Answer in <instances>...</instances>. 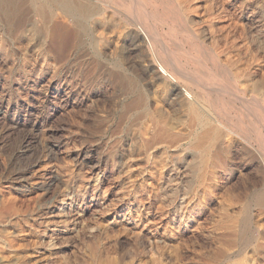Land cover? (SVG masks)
<instances>
[{"label":"rangeland","instance_id":"obj_1","mask_svg":"<svg viewBox=\"0 0 264 264\" xmlns=\"http://www.w3.org/2000/svg\"><path fill=\"white\" fill-rule=\"evenodd\" d=\"M124 1L117 0L120 9L109 22L114 31L107 39L101 37L96 15L75 23L57 10L53 24L59 22L65 31L46 44L45 18L34 15L26 0L4 2L7 12L21 6L29 13L27 32L18 37L8 34L0 18V39L6 38V48L0 49V263L264 264V206L259 197L264 190V0H161L165 5L160 0ZM106 2L83 0L89 7L94 3V13ZM128 7L135 16L127 14ZM135 12L142 14L139 19ZM160 41L167 42L165 48ZM44 49H49L48 64ZM24 57L32 65L24 66ZM148 61L178 78L159 77ZM196 77L200 82L194 84ZM185 91L194 92L189 103ZM211 127L220 135L198 147L197 138Z\"/></svg>","mask_w":264,"mask_h":264},{"label":"bare ground","instance_id":"obj_2","mask_svg":"<svg viewBox=\"0 0 264 264\" xmlns=\"http://www.w3.org/2000/svg\"><path fill=\"white\" fill-rule=\"evenodd\" d=\"M5 1H7V0H0V18L2 19V20H4V23H5V28H6V30H7V32H8V34L9 35H11V36H15V37H18V36H20L21 34H23V33H25V32H27L26 31V28H25V23H26V21H25V19H26V16H28V13L29 12H26L25 11V8H22L21 6L20 7H18V8H16L15 6H14V8L12 9V10H8V12L7 11H5V8H4V2ZM9 1H12V2H14V0H9ZM20 1V0H19ZM27 2H28V5L33 9V12H34V15H37V16H41V17H43V18H45V21H44V26H43V34H44V37H45V44H46V42H50L52 39H53V37L54 38H57L56 36H61V34H62V32L63 31H65L64 30V26L63 25H61V24H59V22H57V23H54L53 24V19H54V17H55V15L57 14L56 13V11L57 10H60L61 11V13H62V16H61V18H63L64 20H65V18H68V19H70V20H72L73 22H78L81 18H91V17H93L94 15H96L97 16V22H98V24L100 25V28H101V37L103 38V39H107V35L109 34H111L112 35V33H113V29H110V25H109V22L112 20V19H114L115 20V18H113L114 16H115V14L116 13H118L119 12V9H118V5H117V0H107V2H106V5L104 6V7H102V10L100 11L99 10V12H96L95 10V12L96 13H94L93 11H92V6L94 5V3L92 4V6H87V5H85L84 3H83V0H82V3L81 2H76V1H74V0H26ZM80 1V0H79ZM86 1V0H85ZM90 1V0H89ZM105 1V0H104ZM121 1V0H120ZM124 1V0H123ZM127 1V0H126ZM143 1V0H142ZM151 1V0H150ZM161 1V0H160ZM212 1V0H211ZM221 1V0H220ZM219 1V2H220ZM92 2V1H91ZM93 2H95V1H93ZM125 2V1H124ZM124 2H123V5H124ZM130 2V1H129ZM162 2V1H161ZM171 2V1H170ZM232 2V1H231ZM17 3H19V2H17ZM22 3V2H21ZM20 3V4H21ZM25 3V2H24ZM99 3V2H98ZM103 3V2H102ZM101 3V4H102ZM133 3V2H132ZM131 3V4H132ZM135 3V2H134ZM151 3V2H150ZM160 3V2H159ZM163 3V2H162ZM215 3V2H214ZM214 3H212L213 5H214ZM218 3V2H217ZM216 3V4H217ZM27 4V3H26ZM118 4H119V2H118ZM137 4V3H136ZM135 4V5H136ZM146 4H147V2H146ZM157 4V3H156ZM164 5H165V3H163ZM9 5V4H8ZM19 5V4H18ZM22 5H23V3H22ZM89 5V4H88ZM119 5H121V4H119ZM134 4L132 5L133 7L135 6ZM152 5V4H151ZM161 5V4H160ZM168 5H169V2H168ZM170 5H171V3H170ZM218 5V4H217ZM216 5V7H218ZM236 5V4H235ZM24 6V5H23ZM27 6V5H26ZM28 6V7H29ZM118 6V7H117ZM149 6V5H148ZM153 6V5H152ZM173 6H174V4H173ZM176 6H178V5H176ZM94 7V6H93ZM122 7V6H121ZM127 7V6H126ZM147 7V6H146ZM155 7V10L157 9L156 7V5L154 6ZM94 8H96V7H94ZM131 8V7H130ZM180 8V7H179ZM219 8H221V7H219ZM9 9V8H8ZM128 10H129V13H127V14H130L131 15V13H132V11H131V9H129V7L127 8ZM127 9H124V10H126V12L128 11ZM136 9V8H135ZM147 9V8H146ZM170 9H171V7H170ZM178 9V8H177ZM214 9H216V8H214ZM123 10V9H122ZM149 10V9H148ZM158 10V9H157ZM167 9L165 8L164 9V11H166ZM173 10V9H172ZM180 10V9H179ZM220 10V9H219ZM219 10H217V11H219ZM27 11H30V10H27ZM130 11H131V13H130ZM134 11H136L137 12V10H134ZM153 11V10H152ZM164 11H162V12H164ZM171 11V10H170ZM186 11V10H185ZM221 11V10H220ZM225 11V10H224ZM32 12V11H31ZM59 12V11H58ZM121 12H123V11H121ZM136 12L134 13V14H136ZM139 12H140V8H139ZM137 13L136 14V17L135 18H137V17H140L141 15H140V13ZM143 11H141V13H142ZM157 12V11H156ZM156 12H154V13H156ZM167 12H168V10H167ZM172 12V11H171ZM182 12V11H181ZM187 12V11H186ZM221 12H223V11H221ZM151 13V12H150ZM160 13V12H159ZM159 13H157V14H159ZM225 13V12H224ZM125 14V13H124ZM144 14V13H143ZM146 14V13H145ZM152 14V13H151ZM162 14H164V13H161V15ZM175 14V13H174ZM176 14H178L179 15V11H178V13H177V11H176ZM215 14V13H214ZM32 15V14H31ZM33 15V16H34ZM126 15V14H125ZM155 15V14H154ZM169 15V14H168ZM181 15V14H180ZM185 15V14H184ZM184 15H182V16H184ZM217 15V14H216ZM220 15V14H219ZM129 16V15H128ZM132 16V15H131ZM133 16H135V15H133ZM132 16V17H133ZM146 16V15H145ZM151 16V15H150ZM156 16V15H155ZM170 16H172L171 14H170ZM174 16V15H173ZM30 17V16H29ZM118 17H120V16H118ZM126 17V16H125ZM152 17V16H151ZM159 17H160V15H159ZM158 17V18H159ZM162 17H163V15H162ZM165 17H167V16H165ZM175 17V16H174ZM173 17V18H174ZM177 17H179V16H177ZM185 17H186V15H185ZM238 17V16H237ZM241 17V16H240ZM31 18V17H30ZM30 18H29V20H30ZM36 18V17H35ZM38 18V17H37ZM43 18H42V20H43ZM117 18V17H116ZM122 18V17H121ZM142 18V17H141ZM147 18V17H146ZM154 19H155V17H153ZM168 18V17H167ZM129 19H130V17H129ZM129 19H125V22H126V25L125 26H127L126 28H127V30H129V32H131V28H129V24H131L130 22H131V20H129ZM133 19V18H132ZM137 19H139V18H137ZM154 19H153V21H154ZM166 19V18H165ZM165 19H163V20H165ZM179 19H182V17H180ZM178 19V20H179ZM186 19V18H185ZM188 19V18H187ZM191 19V18H190ZM214 19V18H213ZM240 19V18H239ZM84 20V19H83ZM88 20V19H87ZM124 20V19H123ZM144 20V19H143ZM156 20H157V17H156ZM167 20V19H166ZM192 20V19H191ZM62 21V20H61ZM91 21V20H90ZM118 21V20H117ZM135 21V20H134ZM138 21V20H137ZM149 21V20H148ZM152 21V22H153ZM158 21H159V19H158ZM175 20H173V22H174ZM181 21V20H180ZM185 21V20H184ZM187 21V20H186ZM193 21V20H192ZM238 21V20H237ZM240 21V20H239ZM28 22V21H27ZM31 22V21H30ZM113 22V21H112ZM121 22V21H120ZM123 22V21H122ZM136 22V21H135ZM140 22V21H139ZM150 22V21H149ZM152 22H150V23H152ZM156 22V21H155ZM160 22H162V20H160ZM176 22H178V21H176ZM182 22V21H181ZM212 22V21H211ZM234 22H235V20H234ZM241 22V21H240ZM3 23V24H4ZM69 23H71L70 21H69ZM91 23V22H90ZM118 23V22H117ZM138 22H136V24H137ZM154 23V22H153ZM159 23V22H158ZM175 23V22H174ZM237 24H238V22H236ZM28 24H30V23H28ZM78 24H80V23H78ZM93 24V23H92ZM115 24V23H114ZM145 24H147V21L145 22ZM156 24V23H155ZM163 24V23H162ZM166 24H168V23H164V25H166ZM181 24H183V25H185L184 23H181ZM235 24V23H234ZM241 23H239L238 25H240ZM99 25H97V26H99ZM121 25V24H120ZM133 25V24H132ZM150 24L148 23V26H149ZM152 25V24H151ZM171 25V24H170ZM174 25V24H173ZM78 26H81V24L80 25H78ZM94 26V25H93ZM122 26V25H121ZM148 26H147V29L149 30V29H151V28H154V30L155 29H157L156 28V25L154 26V25H152V27L151 28H148ZM154 26V27H153ZM169 26V25H168ZM187 26V25H186ZM186 26H183V27H186ZM189 26V25H188ZM4 26H2V28H3ZM82 27V26H81ZM96 27V26H95ZM115 27V26H114ZM118 27V26H117ZM137 27V26H136ZM162 27H164V26H162ZM173 27V26H172ZM175 27V26H174ZM190 27V26H189ZM212 27V26H211ZM170 28H171V26H170ZM67 29V28H66ZM146 29V30H147ZM166 29V28H165ZM171 29H173L174 30V28H171ZM176 29V28H175ZM186 29H188V28H186ZM190 29V28H189ZM192 30H194L193 28H191ZM190 29V30H191ZM68 30V29H67ZM73 30H74V27H73ZM95 30H97V29H95ZM123 30V29H122ZM145 30V29H144ZM153 30V29H152ZM158 30V29H157ZM172 30V32L173 33H175L174 31ZM180 30H181V27H180ZM197 30V29H196ZM121 31V30H120ZM119 31V32H120ZM126 31V30H125ZM134 31V30H133ZM162 31V30H161ZM167 31V30H166ZM170 31V29L168 30V32ZM177 31V30H176ZM182 32H183V30H181ZM187 31V30H186ZM2 32V31H1ZM98 32V31H97ZM116 32V31H115ZM118 32V31H117ZM118 32V33H119ZM144 32V31H143ZM149 32H151V31H149ZM149 32H147V31H145V33L144 34H152V33H149ZM155 32H157V31H155ZM163 32V31H162ZM165 32V31H164ZM168 32H165V34H167ZM177 32H179V31H177ZM199 32V31H198ZM210 32H212L213 33V31L211 30ZM64 33V32H63ZM170 33V32H169ZM180 33V32H179ZM188 33H189V31H188ZM191 33V32H190ZM197 33V32H196ZM116 34V33H115ZM120 34V33H119ZM131 34V33H130ZM157 34V33H156ZM172 34V33H171ZM170 34V35H171ZM176 34V33H175ZM174 34V35H175ZM5 35V34H4ZM8 35V36H9ZM97 35H98V33H97ZM108 35V36H109ZM118 35V34H117ZM129 35V34H128ZM148 35V36H149ZM158 35V34H157ZM163 35H164V33H163ZM168 35V34H167ZM180 35V34H179ZM1 36H2V34H1ZM6 36H7V34H6ZM22 36V35H21ZM96 36V35H95ZM132 36V35H131ZM141 36V35H140ZM147 36V35H146ZM155 35L153 34V37H154ZM166 36V35H165ZM178 36V35H177ZM112 37H114V36H112ZM123 37H124V35H123ZM149 37H151V35L149 36ZM156 37H158V36H156ZM156 37L155 38H153V40L154 39H156ZM160 37V36H159ZM168 37V36H167ZM181 37V36H180ZM179 37V38H180ZM192 37H193V35H192ZM212 37V36H211ZM14 38V37H13ZM12 38V39H13ZM101 38V39H102ZM115 38V37H114ZM113 38V39H114ZM119 38V37H118ZM129 38V37H128ZM136 38V37H135ZM147 38V37H146ZM173 38V37H172ZM181 38H183V37H181ZM206 38V37H205ZM6 39V38H5ZM5 39L4 38H1L0 39V49H4V48H6L5 47ZM18 39H20V38H18ZM58 39V38H57ZM100 39V40H101ZM109 39V38H108ZM116 39H117V37H116ZM120 39V38H119ZM130 39V38H129ZM147 39H149V38H147ZM171 39V38H170ZM187 39V38H186ZM196 39V38H195ZM198 39H200V38H198ZM214 39V38H213ZM14 40V39H13ZM54 40V39H53ZM52 40V41H53ZM99 40V39H98ZM124 40V39H123ZM141 40V39H140ZM166 41V39H164L163 38V41ZM175 40V39H174ZM178 41H179V39H177ZM184 40H185V38H184ZM191 40V39H190ZM189 40V41H190ZM7 41V40H6ZM115 41V40H114ZM151 41V40H150ZM176 41V40H175ZM212 41V40H211ZM215 41V40H214ZM108 42H109V40H108ZM116 42V41H115ZM127 42V41H126ZM131 42H132V40H131ZM130 42V43H131ZM152 42V41H151ZM151 42H149V43H151ZM155 42H157V41H155ZM171 42V41H170ZM180 42H181V40H180ZM188 42V41H187ZM187 42H186V45H187ZM198 42V41H197ZM200 42V41H199ZM207 42V41H206ZM205 42V44L207 45V43ZM119 43V42H118ZM148 43V44H149ZM161 43H162V45H163V47L165 48V46H166V44L165 43H167V42H161L160 41V45H161ZM165 44V46H164V44ZM182 43V42H181ZM180 43V44H181ZM191 43V42H190ZM193 43H194V41H193ZM204 43V42H203ZM212 43H214V42H212ZM111 44V43H110ZM109 44V45H110ZM113 44V43H112ZM156 44H158V43H156ZM155 43H154V45H156ZM183 44V43H182ZM198 45H199V43H197ZM116 45V44H115ZM184 45V44H183ZM189 45V44H188ZM9 46V45H8ZM47 46V45H46ZM190 46V45H189ZM194 47H195V45H193ZM201 46V45H200ZM204 46V45H203ZM213 46V45H212ZM105 47H108V46H105ZM113 47V46H112ZM155 47V46H154ZM160 47V46H159ZM192 47V46H191ZM190 47V48H191ZM197 47H199V46H197ZM206 47V46H205ZM217 47V46H216ZM45 48V47H44ZM48 48V47H47ZM58 48H59V46H58ZM153 48V47H152ZM155 48H158V47H155ZM119 49V48H118ZM159 49H161V48H159ZM193 49H195V51H196V48H193ZM199 49H201V47H199ZM202 49H204L203 47H202ZM49 50V49H48ZM47 49H44V57H45V62H46V64H48V63H50V62H48V59H49V51H48ZM111 50V49H110ZM131 50V49H130ZM133 50V49H132ZM151 50V49H150ZM165 50H167V48L165 49ZM205 50V49H204ZM2 51V50H1ZM4 51V50H3ZM128 51H129V49H128ZM156 51V50H155ZM161 51V50H160ZM168 51V50H167ZM144 52V51H143ZM153 52V51H152ZM170 52V51H169ZM192 52V51H191ZM203 52V51H202ZM214 52V51H213ZM106 54V52L105 51H103V54ZM110 53H112V51H110ZM154 53V52H153ZM162 53H164L163 51H162ZM166 54H167V52H165ZM197 53H199L198 51H197ZM101 54V53H100ZM108 54V53H107ZM106 54V55H107ZM145 54V53H144ZM166 54H164V56L166 55ZM216 54V53H215ZM109 55V54H108ZM143 55V54H142ZM153 55V54H152ZM201 55V54H200ZM204 55H206V54H204ZM136 56V55H135ZM145 56V55H144ZM147 56V55H146ZM157 56H159L158 54H157ZM170 57H171V55H169ZM176 56V55H175ZM195 56V55H194ZM198 56H199V54H198ZM206 56H209V55H206ZM205 56V57H206ZM1 57V56H0ZM28 57V56H27ZM26 57V58H27ZM110 57V56H109ZM131 57H132V55H131ZM143 57V56H142ZM148 57V56H147ZM162 57V56H161ZM200 57V56H199ZM218 57V56H217ZM220 57V56H219ZM130 58V57H129ZM139 58V57H138ZM176 58H177V56H176ZM207 58V57H206ZM209 58V57H208ZM211 58H212V56H211ZM210 58V59H211ZM24 59V66H26V65H32L31 64V62H30V60L28 61L27 59H25V57L23 58ZM42 59V58H41ZM51 59V58H50ZM148 59V58H147ZM165 59V58H164ZM167 59H169V58H167ZM172 59H174V57L173 58H171V62L172 61H174V60H172ZM228 59H230V58H228ZM232 59V58H231ZM13 60V59H12ZM170 60V59H169ZM169 60H167V61H169ZM177 59H175V61H176ZM199 60V59H198ZM206 60V59H205ZM207 60H209V59H207ZM207 60H206V62H207ZM212 60V59H211ZM210 60V61H211ZM213 60H215V59H213ZM216 60H219V58L218 59H216ZM35 61H36V59H35ZM145 61V60H144ZM154 61H155V58H154ZM232 61V60H231ZM237 61V60H236ZM243 61V60H242ZM136 62V61H135ZM140 62H141V60H140ZM149 62V63H148ZM147 63H148V65L149 66H151V70L152 71H154V74H156V75H158L159 77L160 76H163V75H166V76H168V77H171L173 80H175V79H177L178 77H176L175 79H174V76L173 75H171L169 72H168V70L166 69V68H164V67H161V69L159 70V68L157 69V68H155L154 66H153V63L151 62V61H148ZM162 62H163V60H162ZM171 62L169 63V64H171ZM213 62V61H212ZM219 62V61H218ZM222 62V61H221ZM228 62V61H227ZM239 62V61H238ZM134 63V62H133ZM138 63V62H137ZM136 63V64H137ZM168 63V62H167ZM174 63V62H173ZM177 63V62H176ZM180 63V62H179ZM205 63V62H204ZM232 63H235L234 61L232 62ZM231 62H230V64H232ZM242 63V62H241ZM245 63V62H244ZM243 63V64H244ZM2 64V63H1ZM9 64V63H8ZM34 64V63H33ZM36 64V63H35ZM34 64V65H35ZM143 64V63H142ZM156 64V63H155ZM163 64V63H162ZM175 64V63H174ZM173 64V65H174ZM199 64H203V62H201L200 63V61H199ZM216 64V63H215ZM220 64V63H219ZM222 64V63H221ZM10 65V64H9ZM44 65V64H43ZM138 65H140V64H138ZM158 65V64H157ZM165 65V64H164ZM182 65H184V62H183V64ZM181 65V66H182ZM210 65H212V64H210ZM214 65V64H213ZM217 65V64H216ZM216 65H214V67L216 66ZM145 66V65H144ZM159 66V65H158ZM168 66V65H167ZM170 67L172 66V65H169ZM175 66V65H174ZM181 66H179V67H181ZM202 66H204V65H202ZM229 66V65H228ZM245 66V65H244ZM10 67H12V65L10 66ZM34 67V66H33ZM38 67V66H37ZM142 67V66H141ZM145 67H147V66H145ZM160 67V66H159ZM166 67V66H165ZM173 67V66H172ZM171 67V68H172ZM177 67V66H176ZM176 67L174 68V70L176 69ZM207 67V66H206ZM220 67H222V66H220ZM225 67V66H224ZM248 67H250V65L248 64ZM2 68V67H1ZM147 68H149V67H147ZM202 68V67H201ZM208 68V67H207ZM229 68V67H228ZM231 68V67H230ZM235 68V67H234ZM240 68H241V66H240ZM243 68H245V67H242V69ZM27 69V68H26ZM25 69V70H26ZM142 69V68H141ZM173 69V68H172ZM179 69V68H178ZM178 69H176V71L178 70ZM181 69H182V67L180 68V71H181ZM185 68H183V70H184ZM210 69V68H209ZM218 69V68H217ZM236 69V68H235ZM237 69H239V68H237ZM9 70V69H8ZM20 70H21V68H20ZM32 70V69H31ZM34 70H35V68H34ZM146 70V69H145ZM192 70V69H191ZM198 70V69H197ZM203 70H205V69H203ZM221 70V69H220ZM223 70H225V69H223ZM231 70V69H230ZM12 71V70H11ZM143 71H144V68H143ZM180 71L178 72V73H180ZM185 71H186V69H185ZM210 71H212V69H210ZM244 71V70H243ZM23 72V71H22ZM198 72V71H197ZM206 72H208L207 70H206ZM226 72V71H225ZM253 72V71H252ZM171 73H172V70H171ZM176 73L177 72H175L174 74L176 75ZM182 73H183V75L185 74L183 71H182ZM196 73V72H195ZM194 73V75H198V74H195ZM199 73H200V71H199ZM222 73V72H221ZM251 73V72H250ZM173 74V73H172ZM205 74V73H204ZM213 74V73H212ZM225 74V73H224ZM235 74V73H234ZM236 74H238V73H236ZM241 74H243V73H241ZM240 74V75H241ZM26 75V74H25ZM179 75V74H178ZM182 75V76H183ZM187 76H188V74H186ZM186 75H184L185 77H187ZM191 75V74H190ZM193 75V74H192ZM194 75H193V77H194ZM200 75V74H199ZM218 75V74H217ZM231 75V74H230ZM247 75V74H246ZM251 75V74H250ZM253 75V74H252ZM252 75L250 76V77H252ZM4 76V75H3ZM150 76V75H149ZM181 76V75H180ZM201 76H202V74H201ZM203 77V76H202ZM209 77V76H208ZM216 77V76H215ZM223 77V76H222ZM226 77H228V76H226ZM234 77V76H233ZM21 78V77H20ZM182 78V77H181ZM190 78V76H188V79ZM199 78H201V77H199ZM198 78V81H197V77H196V79H195V82H193L194 84L196 83V81L197 82H200L199 79ZM213 78V77H212ZM212 78H209V79H211L212 80ZM218 78H219V76H218ZM217 78V79H218ZM237 78H239V77H237ZM27 79V78H26ZM165 79V78H164ZM184 79V78H183ZM187 79V80H188ZM240 79V78H239ZM249 79V78H248ZM15 80V79H14ZM186 80V81H187ZM190 80V79H189ZM218 80H221L220 78L218 79ZM230 80V79H229ZM231 80H233V79H231ZM235 80V79H234ZM241 80H242V78H241ZM245 80V79H244ZM3 81V80H2ZM204 81V80H203ZM207 81H209L208 79H207ZM226 81H227V78H226ZM169 82V81H168ZM180 82V81H179ZM178 82V83H179ZM188 82V81H187ZM187 82H186V84H187ZM205 82H206V80H205ZM213 82V81H212ZM212 82H211V84H212ZM214 82H215V80H214ZM214 82H213V85H215V87H216V85L217 84H214ZM220 82V81H219ZM221 82H222V80H221ZM224 82V81H223ZM234 82V81H233ZM238 82V81H237ZM248 82H249V80H248ZM20 83V82H19ZM173 83V82H172ZM177 83V84H178ZM190 83V82H189ZM192 83V82H191ZM192 83V84H193ZM208 83H210V81L208 82ZM236 82H234V84H235ZM254 82H253V80H252V84H253ZM12 84V83H11ZM191 84V85H192ZM206 84V83H205ZM224 86H225V84L224 83H222ZM231 84H233V83H231ZM251 84V85H252ZM255 85H256V83H254ZM258 84V83H257ZM263 84V83H262ZM6 85V84H5ZM203 85V84H202ZM212 85V86H213ZM236 85V84H235ZM238 85V84H237ZM236 85V86H237ZM241 85V84H240ZM245 85H246V82H245ZM4 86V85H3ZM177 86V85H176ZM175 86V87H176ZM194 86V85H193ZM204 86H206L207 87V84L206 85H204ZM226 86H227V84H226ZM233 86V85H232ZM239 86V85H238ZM264 86V85H263ZM179 87V86H178ZM178 87H177V89H178ZM187 87H188V85H187ZM195 87V86H194ZM249 87H251V86H249ZM259 87V86H258ZM17 88V87H16ZM201 88V87H200ZM205 88V87H204ZM208 88V87H207ZM228 88H230V87H228ZM240 88V87H239ZM242 88V87H241ZM245 88V87H244ZM253 88V87H252ZM180 89V88H179ZM178 89V90H179ZM212 89V88H211ZM219 89V88H218ZM260 89H262V87H260ZM173 90H174V88H173ZM186 90V89H185ZM200 90V89H199ZM236 90V89H235ZM251 90V89H250ZM177 91V90H176ZM205 91V90H204ZM206 91H208V89L206 90ZM214 91V90H213ZM229 91V90H228ZM237 91V90H236ZM240 91H242V90H240ZM252 91V90H251ZM250 91V92H251ZM171 92V91H170ZM198 92V91H197ZM209 92V91H208ZM222 92V95H223V93H225V92H223V91H221ZM243 92V91H242ZM249 92V91H248ZM178 93V92H177ZM181 93V92H180ZM201 93V92H200ZM204 93H206V92H204ZM212 93V92H211ZM214 93H215V91H214ZM239 92H236V95L238 96L239 94H238ZM241 93V92H240ZM254 93H255V91H254ZM253 93V94H254ZM259 93V92H258ZM182 94V93H181ZM185 103H186V101L188 102L189 100H191L192 101V99H194V92L192 93V92H190V91H188L187 93H186V91H185ZM199 94V93H198ZM229 94H232V92L231 93H229ZM228 94V95H229ZM247 94V93H246ZM177 95V94H176ZM209 95V94H208ZM219 95H221V94H219ZM241 95V94H240ZM245 95V94H244ZM256 95H258V94H256ZM255 95V96H256ZM184 96V95H183ZM198 96H200V95H198ZM252 96H254V95H252ZM204 97H205V95H204ZM217 97H218V95H217ZM235 97V96H234ZM240 96H238V98H239ZM242 97H244V96H242ZM248 97V96H247ZM246 97V98H247ZM250 97V96H249ZM182 98V97H181ZM203 98V97H202ZM206 98V97H205ZM205 98H204V100H205ZM210 98H211V96H210ZM219 98V97H218ZM245 98V97H244ZM245 98V99H246ZM138 99V98H137ZM184 99V98H183ZM209 99V98H208ZM221 99V98H220ZM229 99V98H228ZM247 99H249V98H247ZM136 100V99H135ZM197 100V99H196ZM214 99H212V101H213ZM240 100V102L241 103H243L242 101V98L241 99H239ZM250 100V99H249ZM248 100V101H249ZM182 101H184V100H182ZM216 101V100H215ZM219 101V100H218ZM143 102V101H142ZM190 102V101H189ZM188 102V103H189ZM195 102V101H194ZM196 102H198V101H196ZM234 101H232V103H233ZM254 102H256V101H254ZM262 102V101H261ZM135 103H137V102H135ZM193 103V102H192ZM212 103V102H211ZM214 103V102H213ZM212 103V104H213ZM221 102H219V104H220ZM229 103V102H228ZM231 103V104H232ZM143 104V103H142ZM182 104H183V102H182ZM209 104V103H208ZM211 104V105H212ZM244 104H245V102H244ZM247 104V103H246ZM246 104H245V106L244 107H246ZM264 104V103H263ZM138 105V104H137ZM190 105V104H189ZM233 105V104H232ZM133 106H134V104H133ZM144 106V105H143ZM146 106V105H145ZM147 106H148V104H147ZM192 106H194V105H192ZM221 106V105H220ZM219 106V107H220ZM234 106V108H235V105H233ZM141 107V106H140ZM215 107V106H214ZM223 107H224V105H223ZM239 107H240V105H239ZM255 107V106H254ZM253 107V105H252V109L254 108ZM249 109H250V107H248ZM135 109V108H134ZM139 109V108H138ZM217 109V108H216ZM229 109V108H228ZM231 109V108H230ZM229 109V110H230ZM255 109V108H254ZM132 110H133V108H132ZM137 110V109H136ZM140 110V109H139ZM218 110V109H217ZM227 110V109H226ZM239 110V109H238ZM238 110H237V113H239L238 112ZM246 110H248V109H246L245 108V111ZM251 110V109H250ZM249 110V112H251ZM135 111V110H134ZM147 111V110H146ZM194 111V110H193ZM198 111V110H197ZM214 111V110H213ZM228 111V110H227ZM240 111V110H239ZM241 111H244L243 109L241 110ZM253 111V110H252ZM137 112V111H136ZM141 111H139V113H140ZM143 112V111H142ZM148 112H150V111H148ZM190 112H192L191 110H190ZM230 112V111H229ZM153 113V112H152ZM195 113V112H194ZM193 113V114H194ZM199 113V112H198ZM197 113V114H198ZM223 113V112H222ZM235 113V112H234ZM247 113V112H246ZM137 114V113H136ZM135 114V115H136ZM142 114H144V113H142ZM149 114V113H148ZM192 114V113H191ZM196 114V113H195ZM197 114H196V116H197ZM214 114V113H213ZM226 114V113H225ZM232 114V113H231ZM240 114H242V112L240 113ZM3 115V114H2ZM200 114H198V116H199ZM220 115V114H219ZM233 115V114H232ZM245 115V114H244ZM138 116V115H137ZM136 116V117H137ZM143 116V115H142ZM157 116V115H156ZM229 116H230V114H229ZM240 116H242V115H240ZM246 116V115H245ZM244 116V117H245ZM250 116V115H249ZM195 117V116H194ZM203 117V116H202ZM202 117H200V118H202ZM222 117V119H223V116H221ZM225 117V116H224ZM228 117V116H227ZM233 117V116H232ZM243 117V116H242ZM150 118V117H149ZM193 118V117H192ZM198 118V117H197ZM197 118H195L196 120H197ZM200 118H198V119H200ZM215 118V117H214ZM240 118V117H239ZM238 118V119H239ZM246 118V117H245ZM251 118V117H250ZM135 119V118H134ZM141 119H142V117H141ZM156 119V118H155ZM226 119V118H225ZM241 119V118H240ZM211 120V119H210ZM214 120V119H213ZM218 120V119H217ZM234 120V119H233ZM251 120H252V118H251ZM142 121V120H141ZM193 121V120H192ZM220 121H221V119H220ZM239 121V120H238ZM241 121V120H240ZM145 122V121H144ZM154 122V121H153ZM210 122V121H209ZM219 122V121H218ZM227 122V121H226ZM241 122H243V121H241ZM247 122H248V120H247ZM221 123V122H220ZM228 124L229 123H231V122H229V120H228V122H227ZM240 123V122H239ZM249 123V122H248ZM37 124V123H36ZM142 124V123H141ZM155 124V123H154ZM157 124H158V122H157ZM160 124V123H159ZM214 124V123H213ZM236 124H237V122H236ZM242 124V123H241ZM215 125V124H214ZM224 125V124H223ZM243 125V124H242ZM246 124H244V128H246V126H245ZM41 126V125H40ZM217 126V125H216ZM218 126H220V124L218 125ZM239 126V125H238ZM154 127V126H153ZM195 127V126H194ZM231 127V126H230ZM160 128V127H159ZM223 128V127H222ZM232 128V127H231ZM240 128V127H239ZM241 128H242V126H241ZM219 129V128H218ZM226 129V128H225ZM225 129H223V130H225ZM154 130V129H153ZM160 130V129H159ZM167 130V129H166ZM222 130V129H221ZM220 130V131H221ZM228 130H229V128H228ZM227 130V131H228ZM240 130V129H239ZM242 130V129H241ZM246 130V129H245ZM245 130H243V131H245ZM38 131H40V130H38ZM232 131V130H231ZM158 132V131H157ZM167 132V131H166ZM165 132V133H166ZM172 132V131H171ZM246 132V131H245ZM248 132V131H247ZM170 133V132H169ZM201 133V132H200ZM156 134V133H155ZM171 134V133H170ZM225 134V133H224ZM246 133H244V135H245ZM165 135V134H164ZM168 135V134H167ZM220 135V133H219V131L217 130V128H215V127H211L210 129H207V130H205V132H203V133H201L200 135H199V137L197 138V142H195L196 143V145H199L198 147H200V146H204L205 144H206V142H207V139H209L210 137H211V139L212 138H215L214 140H216V138L218 137ZM234 135V134H233ZM171 136V135H170ZM240 136V135H239ZM153 137V136H152ZM155 137V136H154ZM164 137V136H163ZM162 137V138H163ZM196 137H197V135H196ZM241 137V136H240ZM159 138H161V137H159ZM165 138H166V135H165ZM164 138V139H165ZM171 138V137H170ZM221 138V137H220ZM220 138H218V140L220 139ZM153 139V138H152ZM193 139H195V138H193ZM225 139V138H224ZM233 139V138H232ZM244 139V138H243ZM221 140V139H220ZM194 141V140H193ZM192 141V145H193V147H196V146H194V142ZM212 141V140H211ZM222 141V140H221ZM264 141V140H263ZM210 142V141H209ZM215 142H217V141H215ZM223 142H224V140H223ZM226 142V141H225ZM194 143V144H193ZM232 143V142H231ZM227 144V143H226ZM207 145H208V143H207ZM206 145V146H207ZM212 145H213V143H212ZM223 145V144H222ZM213 146H215V145H213ZM221 146V145H220ZM207 147H209V146H207ZM229 147V146H228ZM231 147V146H230ZM203 148V147H202ZM204 148H205V146H204ZM212 147H210V149H211ZM216 148V147H215ZM22 149V148H21ZM83 149V148H82ZM208 149V148H207ZM203 150V149H202ZM222 150V149H221ZM229 150H231V149H229ZM19 151V150H18ZM205 151V150H204ZM207 151V150H206ZM205 151V152H206ZM209 151V150H208ZM215 151V150H214ZM24 152V151H23ZM86 152V151H85ZM217 152V151H216ZM220 152V151H219ZM229 152V151H228ZM212 153V152H211ZM224 153V152H223ZM24 154V153H23ZM218 154V153H217ZM221 154V153H220ZM229 154V153H228ZM214 155H216V154H214ZM225 156V155H224ZM228 157H229V155H227ZM204 157V156H203ZM213 157V156H212ZM207 158V157H206ZM22 159V158H21ZM212 159V158H211ZM217 159V158H216ZM227 160V159H226ZM209 161V160H208ZM102 162V161H101ZM97 163V162H96ZM206 163V162H205ZM35 164V163H34ZM95 164V163H94ZM209 165V164H208ZM206 166V165H205ZM29 167V166H28ZM214 168V167H213ZM29 171V170H28ZM31 171V170H30ZM214 174V173H213ZM211 175H212V173H211ZM57 177V176H56ZM53 178V177H52ZM54 179V178H53ZM51 180V179H50ZM212 181V180H211ZM52 182V181H51ZM214 182H215V180H214ZM47 184V183H46ZM44 185V184H43ZM212 185V184H211ZM47 188V187H46ZM256 188V187H255ZM262 189V188H261ZM264 189V188H263ZM260 190V189H259ZM259 190H258V192H259ZM250 191V190H249ZM96 192V191H95ZM246 192V191H245ZM255 192V191H254ZM260 193V192H259ZM84 194V193H83ZM255 194V193H254ZM97 196V195H96ZM14 197V196H13ZM258 197V196H257ZM260 202H261V204H262V206H264V190H262V192L260 193ZM22 198V197H21ZM247 198V197H246ZM255 199V198H254ZM17 201V200H16ZM254 201V200H253ZM12 202V201H11ZM245 202V201H244ZM246 202H247V199H246ZM256 203H257V201H255ZM9 203V202H8ZM182 203V202H181ZM247 204V203H246ZM51 205V204H50ZM251 205V204H250ZM6 206V205H5ZM17 206V205H16ZM43 206V205H42ZM179 206V205H178ZM247 206V205H246ZM176 207V206H175ZM184 207V206H183ZM251 207V206H250ZM258 207V206H257ZM244 208V207H243ZM247 208V207H246ZM245 208V209H246ZM256 208V207H255ZM3 209V208H2ZM15 209V208H14ZM41 209V208H40ZM60 209V208H59ZM58 209V210H59ZM9 210V209H8ZM46 210V209H45ZM264 210V209H263ZM7 211V210H6ZM48 211H49V209H48ZM65 211V210H64ZM70 211V210H69ZM5 212V211H4ZM10 212V211H9ZM8 212V213H9ZM65 213V212H64ZM72 213V212H71ZM257 212H255V214H256ZM11 214V213H10ZM74 214V213H73ZM39 215V214H38ZM65 215V214H64ZM233 215V214H232ZM42 216V215H41ZM46 216V215H45ZM53 216V215H52ZM251 216V215H250ZM258 216H259V214H258ZM262 216H263V214H262ZM4 217V216H3ZM11 217V216H10ZM40 217V216H39ZM49 217V216H48ZM69 217H70V215H69ZM235 217H236V215H235ZM255 217V216H254ZM257 217V216H256ZM51 218V217H50ZM71 218V217H70ZM246 218V217H245ZM2 219V218H1ZM13 219V218H12ZM55 219V218H54ZM60 219V218H59ZM80 219V218H79ZM238 219V218H237ZM262 219V218H261ZM4 220V219H3ZM49 220V219H48ZM51 220H53V219H51ZM56 220V219H55ZM61 220V219H60ZM71 220V219H70ZM232 220V219H231ZM231 220H229L228 219V221H231ZM239 220V219H238ZM252 220V219H251ZM54 221V220H53ZM12 222V221H11ZM39 222V221H38ZM127 222V221H126ZM239 222V221H238ZM248 222V221H247ZM255 222H256V220H255ZM43 223V222H42ZM58 223V222H57ZM230 223V222H229ZM241 223V222H240ZM243 223V222H242ZM250 223V222H249ZM257 223V222H256ZM46 224V223H45ZM61 224V223H60ZM80 224V223H79ZM138 224V223H137ZM234 224V223H233ZM253 224V223H252ZM229 225V224H228ZM235 225H237V224H235ZM261 225V224H260ZM57 226V225H56ZM64 226V225H63ZM77 226H78V224H77ZM76 226V227H77ZM127 226V225H126ZM138 226H140V225H138ZM137 226V227H138ZM231 226H234V225H231ZM238 226H240V224L238 225ZM264 226V225H263ZM116 227V226H115ZM130 228V226H127V228ZM134 227V226H133ZM236 227V226H235ZM246 227H247V225H246ZM245 227V228H246ZM62 228V227H61ZM69 228V227H68ZM75 228V227H74ZM81 228V227H80ZM111 228V227H110ZM114 228V227H113ZM126 228V227H125ZM128 228V229H129ZM132 228V227H131ZM226 228V227H225ZM229 229H230V226L228 227ZM227 228V229H228ZM233 228V227H232ZM239 228H241V227H239ZM243 228V227H242ZM248 228L250 229V225L248 226ZM264 228V227H263ZM262 228V229H263ZM66 229V228H65ZM88 230V229H87ZM89 230H90V228H89ZM93 230V229H92ZM95 230V229H94ZM112 230V229H111ZM138 230V229H137ZM234 230V229H233ZM243 230V229H242ZM83 231V230H82ZM133 231V230H132ZM140 231V230H139ZM240 231V230H239ZM140 232H142V231H140ZM227 232V231H226ZM225 232V233H226ZM246 232V231H245ZM47 233V232H46ZM260 233V232H259ZM263 233V232H262ZM56 233H54V235H55ZM75 234V233H74ZM82 234V233H81ZM94 234H96L95 232H94ZM93 234V235H94ZM224 234V233H223ZM49 235V234H48ZM69 235H70V233H69ZM98 235V234H97ZM219 235V234H218ZM217 235V236H218ZM226 235V234H225ZM228 235V234H227ZM245 235V234H244ZM51 236V235H50ZM234 236V235H233ZM248 236V235H247ZM56 237V236H55ZM59 237H60V235H59ZM70 237H72V236H70ZM99 237V236H98ZM206 237H208V236H206ZM211 237V236H210ZM224 237V236H223ZM226 237V236H225ZM241 237V236H240ZM244 237V236H243ZM250 237V236H249ZM65 238H67V237H65ZM79 238V237H78ZM84 238V237H83ZM93 238V237H92ZM96 238V237H95ZM188 238V237H187ZM190 238V237H189ZM213 238V237H212ZM238 238V237H237ZM261 238H264V233L262 234V236H261ZM73 239V238H72ZM75 239V238H74ZM85 239H87V238H85ZM98 239V238H97ZM234 239V238H233ZM239 239H241V238H239ZM63 240V239H62ZM82 240V239H81ZM138 240V239H137ZM185 240V239H184ZM197 240V239H196ZM206 240H207V238H206ZM211 240V239H210ZM209 240V241H210ZM235 240H236V237H235ZM248 240H249V238H248ZM251 240V239H250ZM250 240H249V243H250ZM257 240V239H256ZM264 240V239H263ZM52 241V240H51ZM55 241V240H54ZM98 241V240H97ZM208 241V240H207ZM56 242V241H55ZM60 242V241H59ZM74 242V241H73ZM115 242H117L116 240H115ZM189 242V241H188ZM196 242V241H195ZM195 242H193V243H195ZM198 242V241H197ZM196 242V243H197ZM205 243H206V241H204ZM256 242V241H255ZM62 243V242H61ZM67 243H68V241H67ZM187 243V242H186ZM208 243V242H207ZM213 243V242H212ZM211 243V244H212ZM235 243V242H234ZM248 243V244H249ZM252 243V242H251ZM258 243V242H257ZM56 244V243H55ZM184 244V243H183ZM192 244V243H191ZM190 244V245H191ZM201 244V243H200ZM226 244H228V242H226ZM237 244V243H236ZM246 244V243H245ZM247 244V245H248ZM253 244V243H252ZM58 245V244H57ZM188 245V244H187ZM195 245V244H194ZM213 245V244H212ZM51 246V245H50ZM196 246V245H195ZM204 246V245H203ZM228 245H226L225 247H227ZM255 246H256V244H255ZM54 247V246H53ZM135 247V246H134ZM133 247V248H134ZM189 247V246H188ZM194 247V246H193ZM198 246H196V248H197ZM214 247V246H213ZM212 247V248H213ZM230 247V246H229ZM248 247V246H247ZM258 247V246H257ZM139 248V247H138ZM180 248H182V245H181V247ZM179 248V249H180ZM195 248V247H194ZM195 248V249H196ZM208 248V247H207ZM211 248V247H210ZM209 248V249H210ZM215 248V247H214ZM217 248V247H216ZM240 248V247H239ZM238 248V249H239ZM205 249V247L203 248V250ZM219 249V248H218ZM253 249H255V248H253ZM123 250V249H122ZM125 250V249H124ZM137 250V249H136ZM182 250V249H181ZM225 250V249H224ZM226 250H227V248H226ZM245 250V249H244ZM243 250V251H244ZM94 251V250H93ZM98 251V250H97ZM121 251V250H120ZM126 251V250H125ZM128 251V250H127ZM176 251H177V249H176ZM175 251V252H176ZM179 251V250H178ZM206 251H208V250H206ZM214 251V250H213ZM228 251V250H227ZM239 251V250H238ZM247 251V250H246ZM245 251V252H246ZM263 251H264V249H263ZM116 252V251H115ZM118 252V251H117ZM116 252V253H117ZM130 252V251H129ZM172 252V251H171ZM170 252V253H171ZM183 252V251H182ZM181 252V253H182ZM196 252V251H195ZM205 252V251H204ZM209 252V251H208ZM219 252H220V250H219ZM223 251H221V253H222ZM230 252V251H229ZM232 252V251H231ZM231 252H230V254H231ZM236 252V251H235ZM240 252V251H239ZM238 252V253H239ZM242 252V251H241ZM97 253V252H96ZM119 253V252H118ZM126 253V252H125ZM184 253V252H183ZM202 253V252H201ZM214 253V252H213ZM258 253V252H257ZM121 254V253H120ZM185 254H186V252H185ZM188 254H189V252H188ZM207 254V253H206ZM240 254H242V253H240ZM96 255V254H95ZM115 255V254H114ZM117 255V254H116ZM125 255V254H124ZM172 255H173V253H172ZM177 255H178V253H177ZM191 255V254H190ZM216 255V254H215ZM263 255V254H262ZM1 256H2V254H1ZM119 256V255H118ZM127 256V255H126ZM130 256V255H129ZM134 256V255H133ZM132 256V257H133ZM139 256V255H138ZM178 256H180V255H178ZM189 256V255H188ZM195 256V255H194ZM193 256V257H194ZM206 256V255H205ZM209 256V255H208ZM207 256V257H208ZM246 256V255H245ZM248 256H249V254H248ZM117 257V256H116ZM200 257V256H199ZM210 257V256H209ZM220 257V256H219ZM115 258V257H114ZM118 258H120V257H118ZM221 258V257H220ZM242 258V257H241ZM170 259V258H169ZM174 259V257H172V259H170V260H173ZM178 259V258H177ZM184 259H187L186 257L184 258ZM183 259V260H184ZM201 259V258H200ZM204 259H205V257H204ZM245 259V258H244ZM244 259H242V260H244ZM250 259V258H249ZM10 260V259H9ZM8 260V261H9ZM19 260V259H18ZM166 260V259H165ZM169 260V261H170ZM178 260H180V259H178ZM182 260V261H183ZM193 260V259H192ZM263 260V259H262ZM5 261V260H4ZM7 261V260H6ZM112 261H114V260H112ZM118 261H120V260H118ZM124 261V260H123ZM130 261V260H129ZM133 261V260H132ZM136 261V260H135ZM138 261V260H137ZM163 261H164V259H163ZM174 261H175V259H174ZM173 261V262H174ZM190 261V260H189ZM201 261V260H200ZM245 261V260H244ZM12 262H14V261H12ZM122 262V261H121ZM126 262V261H125ZM177 262V261H176ZM185 262V261H184ZM183 262V263H184ZM236 262H238V260L236 261ZM9 263V262H8ZM114 263V262H113ZM123 263V262H122ZM139 263V262H138ZM163 263V262H162ZM165 263V262H164ZM170 263H171V261H170ZM169 263V264H170ZM179 263H181V260H180V262ZM186 263V262H185ZM196 263V262H195ZM195 263H193V264H195ZM205 263H206V261H205ZM220 263V262H219ZM248 263V262H247ZM253 263V262H252ZM1 264V263H0ZM107 264V263H106ZM134 264V263H133ZM137 264V263H136ZM178 264V263H177ZM188 264V263H187ZM191 264V263H190ZM203 264V263H202ZM207 264V263H206ZM229 264V263H228ZM258 264V263H257Z\"/></svg>","mask_w":264,"mask_h":264}]
</instances>
